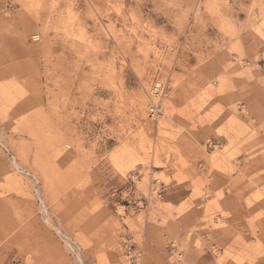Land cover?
<instances>
[{
  "label": "rangeland",
  "instance_id": "rangeland-1",
  "mask_svg": "<svg viewBox=\"0 0 264 264\" xmlns=\"http://www.w3.org/2000/svg\"><path fill=\"white\" fill-rule=\"evenodd\" d=\"M0 4V264H264V0Z\"/></svg>",
  "mask_w": 264,
  "mask_h": 264
},
{
  "label": "crops",
  "instance_id": "crops-1",
  "mask_svg": "<svg viewBox=\"0 0 264 264\" xmlns=\"http://www.w3.org/2000/svg\"><path fill=\"white\" fill-rule=\"evenodd\" d=\"M234 205L227 206L228 208L235 209L238 207L237 201H233ZM257 206V204H256ZM257 208V207H256ZM0 209H2L0 207ZM11 212H4L0 210V244L3 245L4 238L9 234H13L15 226H10L8 220H15L13 215H9ZM246 214H242L238 220H234L229 224V226L214 228L212 231V240L209 237H206L209 243H218V244H233L236 240H240L243 244H255V245H264V220L256 221L254 226H250L249 223L245 222ZM239 221V222H236ZM17 222V221H16ZM227 228V229H225ZM219 229V230H218ZM231 232H230V231ZM219 231V232H218ZM233 231V232H232ZM228 232V233H227ZM218 233V234H217ZM230 233L231 236H227ZM214 239V240H213ZM11 245V244H10ZM9 247V246H8ZM0 249V256H1ZM258 261H264V257H257Z\"/></svg>",
  "mask_w": 264,
  "mask_h": 264
},
{
  "label": "built area",
  "instance_id": "built-area-1",
  "mask_svg": "<svg viewBox=\"0 0 264 264\" xmlns=\"http://www.w3.org/2000/svg\"><path fill=\"white\" fill-rule=\"evenodd\" d=\"M166 92V85L160 81L156 80L150 91H149V105L148 114L150 117L155 118L162 114L161 99ZM122 243L124 244L125 254L129 264H140L141 255L133 249L132 240L128 237H123Z\"/></svg>",
  "mask_w": 264,
  "mask_h": 264
},
{
  "label": "bare ground",
  "instance_id": "bare-ground-1",
  "mask_svg": "<svg viewBox=\"0 0 264 264\" xmlns=\"http://www.w3.org/2000/svg\"><path fill=\"white\" fill-rule=\"evenodd\" d=\"M1 5V4H0ZM2 6V5H1ZM26 40V39H25ZM41 197V196H40ZM42 203H44V202H42ZM25 205V204H24ZM30 206V205H29ZM44 206V205H43ZM44 208V207H43ZM46 209V208H45ZM27 210V209H26ZM225 229H227V228H225ZM219 230V229H218ZM230 231V230H229ZM58 232H59V229H58ZM219 232V231H218ZM231 232V231H230ZM233 232V231H232ZM228 233V232H227ZM218 234V233H217ZM230 234V233H229ZM67 238V237H66ZM201 242V241H200ZM205 243H207V242H205ZM199 247V246H198ZM216 252V251H215ZM212 256V255H211ZM213 256H214V254H213ZM216 260H217V258H216ZM211 262V261H210ZM208 263V262H207ZM244 264V263H243Z\"/></svg>",
  "mask_w": 264,
  "mask_h": 264
}]
</instances>
